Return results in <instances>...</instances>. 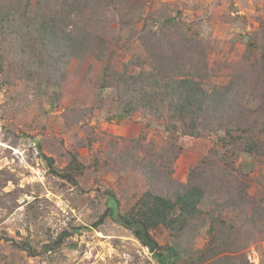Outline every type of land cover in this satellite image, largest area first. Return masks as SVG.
Wrapping results in <instances>:
<instances>
[{
	"label": "rangeland",
	"instance_id": "rangeland-1",
	"mask_svg": "<svg viewBox=\"0 0 264 264\" xmlns=\"http://www.w3.org/2000/svg\"><path fill=\"white\" fill-rule=\"evenodd\" d=\"M45 6L40 5L43 11ZM47 6L59 8L58 1ZM75 19L89 31L86 50L57 56L55 70L30 79L20 75L14 37L0 36V264H164L117 219L136 210L149 187L132 161L125 164L122 157L133 151L137 158H149L178 146L171 175L184 184L190 169L221 147L222 132L171 133L164 119L139 110L123 113L112 76L155 65L160 53L172 52L171 41L181 29L191 39V50L204 51L208 82L227 84L233 71L250 69L246 54L263 52L258 29L264 0H86ZM259 58L256 68L261 69L264 57ZM244 99L252 110L260 105L257 94ZM44 156L72 180L50 173ZM232 159L243 171L249 196L259 203L264 154L237 151ZM154 192L168 195L164 183ZM109 204L115 207L113 218L104 212ZM103 213L102 222L92 226ZM222 213L237 226L238 215ZM248 219L238 225V245H244L247 264H264V224ZM207 227L193 219L183 236L176 225L160 223L146 231L156 251L181 247L182 255L168 264H205L188 260L204 248Z\"/></svg>",
	"mask_w": 264,
	"mask_h": 264
},
{
	"label": "trees",
	"instance_id": "trees-1",
	"mask_svg": "<svg viewBox=\"0 0 264 264\" xmlns=\"http://www.w3.org/2000/svg\"><path fill=\"white\" fill-rule=\"evenodd\" d=\"M57 1L58 9L47 6ZM85 2L35 0L33 4L31 0H0V36L14 37L13 47L22 58L19 62L21 77L30 79L46 74L55 70L60 59L57 56L75 57L86 50L84 40L89 31L75 19L81 17ZM44 4L46 11L40 7ZM258 35L263 49L259 56L264 57V23L258 29ZM174 38L171 43L174 49L179 45L180 51L172 48L170 53H160V60L155 65L143 67L141 64L136 72L114 73L111 84L120 88L121 110L125 114L139 110L154 119H164L167 121L164 127L171 133L197 136L204 129L208 132L219 130L222 132L219 138L221 147L211 149L200 159L190 169L184 184L176 183L171 175V163L180 150L178 146L167 147L166 151L151 154L149 158H137L133 151L132 156L124 155L121 162L132 161L149 187L138 199L139 207L123 217L127 222H141L145 229L160 223L169 228L176 225L178 231H183L181 236L186 232L184 226L193 219L202 224L207 222L205 246L196 250L188 262L247 264L242 251L244 245L237 242L238 225L247 221L248 215H252L248 222L260 220L264 224V199L254 203L247 192L248 183L243 171L234 167L232 156L237 151L247 155L264 154V101L261 100L264 99V65L261 69L256 68L262 59L246 54L248 71L240 68L233 71L227 84L212 85L208 82L203 61L204 51L191 50V39L182 34L181 29ZM105 86L108 85H100L101 88ZM256 94L260 105L252 110L248 106L250 101L244 98ZM44 158L50 173L72 180L65 169L54 168L51 156ZM74 159L72 157L68 164H73ZM160 183H164L168 195L154 192ZM110 198L115 205L118 204L112 193ZM203 208H207L206 214ZM247 208L251 210L249 214ZM223 211L234 212L240 217L237 226L222 217ZM104 212L113 218L114 204L106 205ZM104 214L92 226L102 222ZM163 248L164 252L156 251L158 246L152 251L159 263H175L182 255L178 244ZM234 252L239 253L234 255Z\"/></svg>",
	"mask_w": 264,
	"mask_h": 264
},
{
	"label": "water",
	"instance_id": "water-1",
	"mask_svg": "<svg viewBox=\"0 0 264 264\" xmlns=\"http://www.w3.org/2000/svg\"><path fill=\"white\" fill-rule=\"evenodd\" d=\"M120 223L130 228L134 235L147 246V249L152 252L156 246L155 241L150 239L146 234V229L139 221L127 222L124 217H117Z\"/></svg>",
	"mask_w": 264,
	"mask_h": 264
}]
</instances>
